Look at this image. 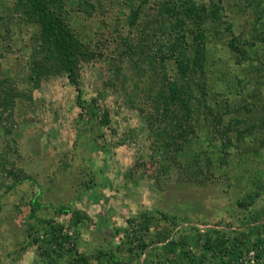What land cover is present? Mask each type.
Segmentation results:
<instances>
[{"label":"rangeland","instance_id":"obj_1","mask_svg":"<svg viewBox=\"0 0 264 264\" xmlns=\"http://www.w3.org/2000/svg\"><path fill=\"white\" fill-rule=\"evenodd\" d=\"M243 1L223 0L225 19L235 34L247 37L257 48L260 41L251 30L252 12L243 10ZM15 3L17 0H0V82L29 98L16 100L10 137L4 135L0 125V264H40L35 249L27 246L24 232L26 212L22 201L34 193L43 204H64L83 213L87 220L81 223L75 239L83 253L96 250L111 236L109 230L125 228L126 220L137 213L159 210L177 220L172 235L175 240L181 239L180 251L193 256L201 248L205 254L209 250L206 239L216 236L214 229H224L228 239L237 238L242 253L252 248L259 250L257 264H264V216L250 222L264 208L261 136H245L238 142L235 130L228 131L233 146L228 148L221 167V139L218 134L213 137L212 132L224 130L228 117L224 115V122L214 128L202 119L205 114L201 113L194 130L200 136L203 151H213L210 157L217 162L209 178H204V172L196 177L194 169L184 170L182 162L167 164L166 169L161 166L165 162H159L146 120L152 81L149 61L155 58L148 46L152 44L155 50V39L159 38V33L155 38L148 36L156 24L149 25L146 20L157 14L155 0H60L62 15L67 13L71 29L95 52L94 58L79 63L77 81L80 98H93L96 114L108 112L104 125L79 108L77 91L64 74L42 78L36 87L29 80L38 27L24 20L23 10L14 8ZM140 5L145 15L137 20V25L129 26L130 8ZM118 36L132 44L129 48L133 55ZM215 41L216 47L209 52L216 67L206 73L208 84L223 87L226 96L217 99L231 105L234 113L229 112L230 116L253 123L250 114L264 101V79L256 80L258 70L264 72V65L259 64L264 63V55L258 48L259 62L235 65L222 42L218 38ZM140 47L145 48L137 54ZM167 70L172 74V64ZM213 73L216 78L219 75L222 85L216 83ZM244 122L236 125V130L244 129ZM206 123L210 126L205 139L202 136ZM187 153L186 157L178 154L176 161L190 162L192 155ZM10 164L30 174L36 185L22 183L10 194H4L5 186L11 182L5 172ZM255 192L258 195L253 204L245 208L237 205ZM38 214L65 227L69 225V215L51 211ZM68 231L71 233L72 229ZM116 236L114 243L119 242L120 236ZM156 246H152L150 254L149 250L143 253L140 262L182 264L176 255L165 259ZM216 253L215 257L213 251L206 256L209 263L219 264L218 250Z\"/></svg>","mask_w":264,"mask_h":264},{"label":"trees","instance_id":"obj_2","mask_svg":"<svg viewBox=\"0 0 264 264\" xmlns=\"http://www.w3.org/2000/svg\"><path fill=\"white\" fill-rule=\"evenodd\" d=\"M17 2L14 8L23 10L24 20L38 27V36L35 37L37 43L32 49L30 58L29 80L36 87L42 78L64 74L69 84L77 91L76 99L79 108L91 118L97 119L98 124H106L108 112L103 110L99 115L96 114L94 99L85 101L79 96L81 92L77 81L79 63L82 60L94 58L95 52L71 29L67 21V13L62 15L60 0H17ZM155 5L157 10L155 18L146 20L149 25L156 24V27H151L155 29L154 32L149 33L148 36L155 38L159 33V38L155 39L157 40L155 50L152 44L148 46L156 59L149 61L152 81L147 104V128L160 157L159 162L161 161V164L165 162L160 164L162 168L166 169L167 164L182 162L181 166H184V170L194 169L196 177H200L204 172L206 173L204 178L208 179L213 165L217 162L210 157L213 151H203L200 136L194 130L200 122L199 114L204 113L202 119L210 122L214 128L224 122V115L228 117L229 121L224 126V130L216 129L212 132L213 137L218 134L221 139L218 148L220 161L218 163L221 167L226 162L228 148L233 146L232 136L228 131L235 130V139L238 142L245 136L259 135L264 139V101L254 110V113L250 114L253 123H245L241 119L232 117L228 114L234 113L230 110L231 105L217 99L221 95L226 96L223 87L218 89V84L216 87L209 85L206 74L208 71L213 72V67H216L209 50L216 47L215 39L217 38L229 54L228 58L234 59L235 65L248 61L257 62L256 54L259 49L264 55V0H244V6H242L243 10L250 9L249 11L252 12L251 30L255 33V39L260 41L257 48L249 42L247 37L234 33L231 23L225 19L223 0H155ZM141 6L130 8L127 15L129 26L137 25V20L145 15V12L140 10ZM118 38H121L120 43L127 50L129 49L131 54L129 47L132 44L127 43L124 37L118 36ZM148 43H151L150 39ZM144 48L140 47L137 54ZM148 58L151 57L148 56ZM154 60H156L155 63ZM168 63L173 66L172 74L168 73V65H171ZM259 64L264 65L262 61ZM258 72L256 80L264 79V72L259 70ZM213 77L216 83H222L219 75L216 78L213 73ZM4 83L0 82V125L3 127L4 135L10 137L15 124L16 100L23 97L29 98V95L20 93ZM252 95L255 96L254 93ZM242 122L245 123L244 129L236 130L235 126ZM210 123H206L207 127L202 136L205 139L209 136L207 129ZM9 142L14 143L12 140ZM187 152L192 155L191 158L189 157L190 162L185 159L176 161L178 154L186 157ZM5 168L2 166L3 170ZM5 172L11 182L5 186L4 194H10L22 183L36 185L34 178L20 168H13L11 165ZM257 195V192L249 193L239 200L237 205L245 208L253 204ZM22 203L26 212L24 221L26 244L35 249L40 258V264H149L145 260L140 262V257L148 250L150 254L151 251L148 248L159 243L164 244L160 253L165 259L176 253L181 259L186 257L183 249L180 251L179 248H183L181 239L175 240L172 235L177 220L170 219L159 210H145L137 213L126 220L125 228L109 230L111 236L109 235L107 240L104 239L102 245L96 250L83 253L78 250L75 240L78 228L87 220L82 212L72 210L64 204L57 206L43 204L36 200V193ZM16 211L20 209L17 208ZM40 211H51L55 215H69V225L65 227L52 218L40 216L38 214ZM261 215L264 216V208L260 215L250 218V222L257 221ZM223 226L229 227V225ZM67 229H72L71 233ZM214 230L216 232L214 238L219 242H231L229 246L234 256L228 257V262L238 264L239 257L244 253L240 250L237 238L228 239L229 237L225 235L227 231L224 229ZM116 235L120 236L119 242L114 243ZM223 248H226L225 243ZM218 252L221 256H226V252L219 249ZM258 253L259 250L256 249L257 257Z\"/></svg>","mask_w":264,"mask_h":264},{"label":"crops","instance_id":"obj_3","mask_svg":"<svg viewBox=\"0 0 264 264\" xmlns=\"http://www.w3.org/2000/svg\"><path fill=\"white\" fill-rule=\"evenodd\" d=\"M185 236H181L182 239H184ZM223 237V236H222ZM210 239H206V245L209 247V250L208 251H204V253H202L203 251L200 250L201 248H199L198 252L196 255H191L190 253L189 254H186V257L184 256V258H182V264H213V263H209L208 259L206 256L209 255V253H211V251H213V254H214V257L215 255L217 254L216 251L219 249L220 251H224L226 252V256H221L219 254V257H216V259L219 258L220 262L219 264H227L226 261H228V257H231V256H234L233 254H231V250L232 248L229 246L230 243L229 242H222V241H218L217 239L214 238V236L210 235L209 237ZM187 239L183 240L184 242L187 243L186 241ZM225 243V246L226 248L224 249L223 248V245ZM158 246L156 247L157 248V251H161L163 249V243H159L157 244ZM151 247V246H150ZM148 248V249H151V248ZM222 249V250H221ZM190 250H191V247H190ZM177 255V254H176ZM191 256V257H190ZM178 255L176 257V259H178ZM181 259V258H179ZM213 260V259H212ZM213 262V261H212Z\"/></svg>","mask_w":264,"mask_h":264},{"label":"built area","instance_id":"obj_4","mask_svg":"<svg viewBox=\"0 0 264 264\" xmlns=\"http://www.w3.org/2000/svg\"><path fill=\"white\" fill-rule=\"evenodd\" d=\"M258 257L256 255V249L252 248L244 252L238 259V264H257Z\"/></svg>","mask_w":264,"mask_h":264}]
</instances>
